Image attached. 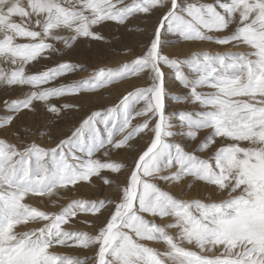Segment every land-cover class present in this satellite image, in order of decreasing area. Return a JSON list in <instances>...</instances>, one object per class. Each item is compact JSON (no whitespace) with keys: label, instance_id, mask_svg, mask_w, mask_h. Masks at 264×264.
<instances>
[{"label":"snow or ice","instance_id":"6c2138e0","mask_svg":"<svg viewBox=\"0 0 264 264\" xmlns=\"http://www.w3.org/2000/svg\"><path fill=\"white\" fill-rule=\"evenodd\" d=\"M166 33L227 50L180 56ZM105 47L133 58L90 66ZM0 92V264H264V0H0ZM41 112L54 146L17 123ZM85 185L108 194L67 199Z\"/></svg>","mask_w":264,"mask_h":264},{"label":"rangeland","instance_id":"374dc122","mask_svg":"<svg viewBox=\"0 0 264 264\" xmlns=\"http://www.w3.org/2000/svg\"><path fill=\"white\" fill-rule=\"evenodd\" d=\"M206 2H212V0H206ZM155 19V18H154ZM132 23L134 25H139L141 27L144 26V22H142L141 20L137 19L132 21ZM150 27V25H149ZM113 34H115L116 36L119 37V42L115 44V48L117 50L123 48V47H132L134 48L136 51H140L139 48V44L141 42H146L147 37L144 35H141L139 33H135L133 35H128L124 29H120L118 33H113L110 31H105V35L109 37V39L112 38ZM165 40V44H166V51L169 52H173L176 53L180 56H184L187 55L190 51L195 50V49H201V50H209L212 52L215 51H225L227 49H223V48H217L213 45H209V44H197V45H189L187 43H180L177 42L176 37L172 34H165L164 37ZM240 49H233V51H239ZM133 57L129 56V55H118V54H114L108 51V49L105 47L104 53L99 54V55H94L92 60L89 61L90 66L94 67L97 64H103V65H107L110 67H115L120 63L126 62L131 60ZM81 59H83V57H81ZM42 63H47V64H51V61H46V62H42ZM37 68H40V65H37ZM35 70V69H33ZM167 71V69H166ZM87 75H89L88 72H80L77 73L73 76H69V81L73 80V79H79V78H83L86 77ZM143 81L141 80H137L136 78H130L129 80H125L122 82H118L117 84L113 85V86H109L106 89H102L100 90L99 94L94 97L92 99L91 102L85 101L84 102V108H83V112L80 113L79 115H83L86 114L89 110V108H98V107H109V106H113L116 103H118L119 99L122 97V95L126 92V90H130L129 86L131 84H142ZM173 90L174 91H178V89H175V87L173 86ZM12 96H18L19 93L18 92H12L11 93ZM0 96H3V93L0 92ZM191 107L194 106H189L187 104H183V103H169V108L168 111L172 112V111H177L180 109H190ZM5 115L2 105H0V116ZM48 119L49 117L44 114L43 112H41L38 115H31V114H25L23 115L20 120L17 122L18 125L19 124H27L28 126H30L34 132H41L43 133V135L40 136V138H38L36 140L37 143L44 145V146H54L52 145L51 140L49 139V135H48V130L51 127V125L48 124ZM135 122V121H134ZM68 125L66 123H61L59 125V127H52L51 130V135L60 137L62 136L63 132L66 131ZM35 138V137H33ZM150 136H145L143 139H136L134 141V143L137 145L138 148L142 149L144 148L147 143L149 142ZM191 150V148L189 149ZM129 153H122L120 157H116L117 159H128L130 158ZM96 183H99V181H97ZM163 187V185H161ZM169 191H172L173 189H168ZM175 191H179V189H176ZM206 191V190H202V189H195L192 190L188 193V195L185 198H194L197 197L198 195L202 197V193ZM108 192L107 190L104 191V193H101L99 191H97L96 188L94 187H89L87 185L85 186H81L79 188L78 191L74 192V193H68L67 195V199H76V198H88V199H96L99 198L101 195H107ZM214 199L217 197H213ZM67 199L61 201V203H66ZM29 203H31L33 206H37V207H41V208H45L47 202L46 201H41L39 198L33 199L31 201H29ZM46 210L49 211H56L58 210L57 208H52L50 205H48L46 207ZM89 219H91V217H89ZM97 223H100V221H97ZM75 228L77 229H81V230H85V231H92V229L90 228H86L83 224H75L74 225ZM60 251L62 252H67L69 254L72 255H83V252H80L78 250L75 249H60Z\"/></svg>","mask_w":264,"mask_h":264}]
</instances>
